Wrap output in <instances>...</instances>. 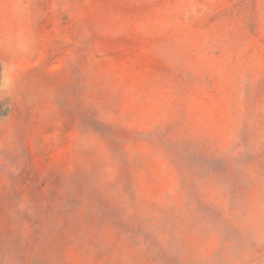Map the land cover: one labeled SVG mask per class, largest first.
<instances>
[{
    "label": "rangeland",
    "instance_id": "1",
    "mask_svg": "<svg viewBox=\"0 0 264 264\" xmlns=\"http://www.w3.org/2000/svg\"><path fill=\"white\" fill-rule=\"evenodd\" d=\"M0 264H264V0H0Z\"/></svg>",
    "mask_w": 264,
    "mask_h": 264
}]
</instances>
